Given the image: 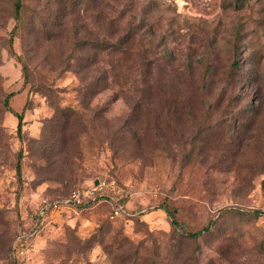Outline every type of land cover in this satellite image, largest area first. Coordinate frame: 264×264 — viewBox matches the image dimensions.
Returning a JSON list of instances; mask_svg holds the SVG:
<instances>
[{
    "label": "rangeland",
    "instance_id": "1",
    "mask_svg": "<svg viewBox=\"0 0 264 264\" xmlns=\"http://www.w3.org/2000/svg\"><path fill=\"white\" fill-rule=\"evenodd\" d=\"M11 1L0 0V264L20 233L24 264H264V0H21L9 47ZM63 115L77 135L61 148L49 131ZM96 178L114 180L112 198L37 222L43 199ZM162 204L187 229L218 222L181 245Z\"/></svg>",
    "mask_w": 264,
    "mask_h": 264
},
{
    "label": "trees",
    "instance_id": "2",
    "mask_svg": "<svg viewBox=\"0 0 264 264\" xmlns=\"http://www.w3.org/2000/svg\"><path fill=\"white\" fill-rule=\"evenodd\" d=\"M11 7H12V9L10 11V14H11L10 20L12 21L13 25H12V28L10 30V36L8 39L9 47H11V45H12L13 37L16 34V29L18 28V25L21 22L23 3L21 0H12L11 1ZM235 38L236 39L239 38L238 34H235ZM102 45H103L102 42H99V41L97 42V47H100ZM239 58L240 57H239V53H238L237 44L235 43L234 56H233V60L231 62V65L229 67V73H228L229 74L228 77L231 79L236 77L237 71L241 68ZM10 95L11 94L8 93L4 97V100H3L4 110H9L10 113H12L14 116L17 117L16 128H17V132L20 133L21 128H22V124H23L22 123L23 113L17 111L16 109H14L13 107H10L8 105V99H9ZM138 109H139V103H137V102L133 103L132 110L133 111H139ZM259 112L260 111H244V113H247V115L251 114L250 119H252V120H253L254 116H257L259 114ZM239 120H240V123L243 125L244 124L243 123L244 117L242 115H241ZM230 126L232 127L233 124L230 123ZM52 127H51L52 128L51 131H49V133H51L52 135L51 136L49 135V138L58 137L60 142H61V144H60L61 148H63L65 146V144L69 138H74L75 135H77V133H75V130H71L73 127L72 122L65 115H63L61 118L56 119L55 124L53 123ZM71 131H73V133ZM47 133H48V131H47ZM20 152L21 151H19V153H18V155H19L18 157H20ZM15 170H16L17 176H20V172H21L20 163L16 164ZM94 180L95 179H93L92 181H94ZM96 202H97L96 200H88L84 204L88 205L90 203H96ZM159 207L161 209H163L166 212V214L168 215L170 229H171L170 232L175 234V236H177L178 239H180L179 241H180L181 245H183L184 243H185V245H187V242H189V241H197V239L199 237L206 235V234H210L212 231V228H214V226H216V223L218 222L216 218L210 219L206 224H204L202 227H200L198 229H194V230L187 229L186 226L184 225V223L178 221V219L176 217V211H177L176 208L170 207L167 204H162ZM112 209H113V207L111 208V211H112ZM122 211H123V213L125 212L124 209ZM225 212H231V213L239 214L242 211L236 207L223 208L220 211L221 214L222 213L224 214ZM247 214L256 218L259 215H261L262 212L260 210H249L247 212ZM16 237L17 236L15 235L14 241H15ZM261 239H262V237H261ZM14 241L12 243V247L10 248V250H11L10 251L11 252L10 253V264H18V259L16 257V250L14 247ZM94 241H95V239L89 238L86 240V243L87 242L92 243ZM124 241L127 242V240H124ZM124 241L122 239V240H119L117 242L119 243V246H120ZM102 242H103V239H102ZM262 243H263L262 248H264V240ZM188 258L189 257H187V255H185V254H183L182 256L178 255L176 257V261H175L176 263H174V264H188Z\"/></svg>",
    "mask_w": 264,
    "mask_h": 264
},
{
    "label": "built area",
    "instance_id": "3",
    "mask_svg": "<svg viewBox=\"0 0 264 264\" xmlns=\"http://www.w3.org/2000/svg\"><path fill=\"white\" fill-rule=\"evenodd\" d=\"M97 183L92 181L89 185L73 189L68 195L57 199H43L36 210L37 222L42 226L45 221L62 209H72L82 205L88 200H96L99 197H113L110 192L116 191L114 180L96 178ZM123 210L122 205L113 207L110 217L118 216ZM29 241L27 234L20 233L15 241L14 247L18 264H24L26 259Z\"/></svg>",
    "mask_w": 264,
    "mask_h": 264
},
{
    "label": "crops",
    "instance_id": "4",
    "mask_svg": "<svg viewBox=\"0 0 264 264\" xmlns=\"http://www.w3.org/2000/svg\"><path fill=\"white\" fill-rule=\"evenodd\" d=\"M14 108V107H13ZM14 109H16V108H14ZM17 110V109H16ZM63 210H67V209H62V210H60V211H58V212H55L54 214H52V216L48 219V221L50 220V221H54L55 220V218H57L58 216H59V214H60V212H62ZM72 210V209H71Z\"/></svg>",
    "mask_w": 264,
    "mask_h": 264
},
{
    "label": "water",
    "instance_id": "5",
    "mask_svg": "<svg viewBox=\"0 0 264 264\" xmlns=\"http://www.w3.org/2000/svg\"><path fill=\"white\" fill-rule=\"evenodd\" d=\"M96 183H97V179L94 180V184H96Z\"/></svg>",
    "mask_w": 264,
    "mask_h": 264
}]
</instances>
